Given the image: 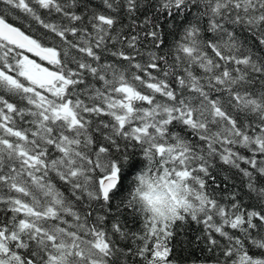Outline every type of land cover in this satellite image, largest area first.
Returning <instances> with one entry per match:
<instances>
[{
	"label": "snow or ice",
	"instance_id": "snow-or-ice-1",
	"mask_svg": "<svg viewBox=\"0 0 264 264\" xmlns=\"http://www.w3.org/2000/svg\"><path fill=\"white\" fill-rule=\"evenodd\" d=\"M189 219L212 264H264V0H0V264H178Z\"/></svg>",
	"mask_w": 264,
	"mask_h": 264
},
{
	"label": "trees",
	"instance_id": "trees-1",
	"mask_svg": "<svg viewBox=\"0 0 264 264\" xmlns=\"http://www.w3.org/2000/svg\"><path fill=\"white\" fill-rule=\"evenodd\" d=\"M94 2L96 5H99V0H94ZM109 59L111 58L109 57ZM102 118L105 120L109 119L106 116ZM96 140L99 142L98 137ZM128 156L130 163L125 171L126 177L120 189V194L124 195H127L129 186V180L127 177L141 170L146 164V161H144L143 156L138 149L129 150ZM210 171L216 179L213 181L208 177H204L206 180V191L215 192L218 196H222L233 190V183L226 181L224 179L225 175L229 176L230 181L235 182L236 187L241 186L237 174L234 170H230L228 166L217 163L215 169ZM56 182L58 186L62 187L59 181ZM217 183L220 184L219 189L216 188ZM225 184H228V188L224 187ZM121 219L134 230L138 229L141 225L140 217L138 215L133 216V214L128 211L121 213ZM175 228L179 229V231L175 232L171 244L173 245V254L178 264H212V256L208 253L205 247V241L197 240L198 236H202V225H197L195 222H191L189 219L188 222L183 224L177 221Z\"/></svg>",
	"mask_w": 264,
	"mask_h": 264
},
{
	"label": "clouds",
	"instance_id": "clouds-1",
	"mask_svg": "<svg viewBox=\"0 0 264 264\" xmlns=\"http://www.w3.org/2000/svg\"><path fill=\"white\" fill-rule=\"evenodd\" d=\"M151 185V186H150ZM158 181L155 179V175L153 174L151 177H147L145 179L144 184L141 186V194L146 196V203L149 208V214H152V209L156 210V215L158 218H163L165 216L170 215V209L173 207V201L169 198V195H161L159 194V188L157 187ZM184 188H192V185L188 182H183L181 185V190L175 192V199H187L190 201V193L188 195L183 191Z\"/></svg>",
	"mask_w": 264,
	"mask_h": 264
}]
</instances>
